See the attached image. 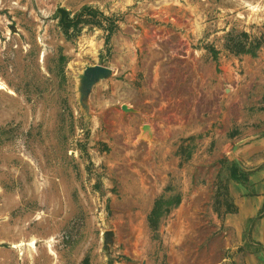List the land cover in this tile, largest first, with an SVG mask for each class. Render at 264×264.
I'll return each instance as SVG.
<instances>
[{"label":"rangeland","instance_id":"1","mask_svg":"<svg viewBox=\"0 0 264 264\" xmlns=\"http://www.w3.org/2000/svg\"><path fill=\"white\" fill-rule=\"evenodd\" d=\"M262 134L264 0H0V264H240Z\"/></svg>","mask_w":264,"mask_h":264},{"label":"crops","instance_id":"2","mask_svg":"<svg viewBox=\"0 0 264 264\" xmlns=\"http://www.w3.org/2000/svg\"><path fill=\"white\" fill-rule=\"evenodd\" d=\"M245 172L239 184L228 183L225 225L229 228L240 264H264V134L251 138L241 155Z\"/></svg>","mask_w":264,"mask_h":264},{"label":"water","instance_id":"3","mask_svg":"<svg viewBox=\"0 0 264 264\" xmlns=\"http://www.w3.org/2000/svg\"><path fill=\"white\" fill-rule=\"evenodd\" d=\"M112 74V70L106 66L94 65L86 66L80 75V90L82 98H86L92 90V87L100 80L106 79ZM148 129V127H145Z\"/></svg>","mask_w":264,"mask_h":264},{"label":"trees","instance_id":"4","mask_svg":"<svg viewBox=\"0 0 264 264\" xmlns=\"http://www.w3.org/2000/svg\"><path fill=\"white\" fill-rule=\"evenodd\" d=\"M59 13H61V19H62V25L64 27H70L71 25H75L76 22H73L71 20L69 21H64V17L66 16V12L64 10H60ZM95 11H93L92 9L90 8H85L84 11H82L80 14H78L77 18L80 17L82 14H94Z\"/></svg>","mask_w":264,"mask_h":264}]
</instances>
